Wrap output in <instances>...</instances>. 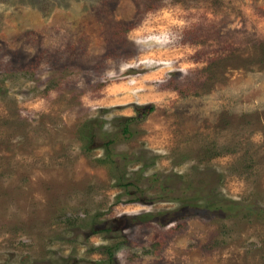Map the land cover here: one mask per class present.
<instances>
[{"label":"rangeland","instance_id":"rangeland-1","mask_svg":"<svg viewBox=\"0 0 264 264\" xmlns=\"http://www.w3.org/2000/svg\"><path fill=\"white\" fill-rule=\"evenodd\" d=\"M0 264H264V0H0Z\"/></svg>","mask_w":264,"mask_h":264},{"label":"trees","instance_id":"trees-1","mask_svg":"<svg viewBox=\"0 0 264 264\" xmlns=\"http://www.w3.org/2000/svg\"><path fill=\"white\" fill-rule=\"evenodd\" d=\"M153 110V106L152 105H147V106H139L135 108L136 117H130L126 119L125 125L123 126L122 130H121V134L124 135L126 133H129V128L128 125L129 123L133 122V121H141L147 114H149L151 111ZM130 134V133H129ZM114 140H108V143H112ZM181 197H177V200H179Z\"/></svg>","mask_w":264,"mask_h":264}]
</instances>
